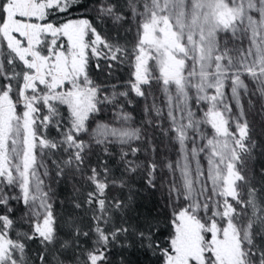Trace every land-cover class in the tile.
I'll list each match as a JSON object with an SVG mask.
<instances>
[{"label":"snow or ice","instance_id":"obj_1","mask_svg":"<svg viewBox=\"0 0 264 264\" xmlns=\"http://www.w3.org/2000/svg\"><path fill=\"white\" fill-rule=\"evenodd\" d=\"M135 254L264 264V0H0V264Z\"/></svg>","mask_w":264,"mask_h":264},{"label":"trees","instance_id":"obj_2","mask_svg":"<svg viewBox=\"0 0 264 264\" xmlns=\"http://www.w3.org/2000/svg\"><path fill=\"white\" fill-rule=\"evenodd\" d=\"M91 18L90 12H85L83 9H80L79 11H72L70 14H66L65 18H82V17ZM93 73L100 78H104L103 76H100L99 73H96V70L93 68ZM129 69L127 67L122 68L120 73L118 74V77L120 81H126L128 79ZM174 155V154H173ZM133 260H136L138 264H151L152 258L144 255V254H135L132 256Z\"/></svg>","mask_w":264,"mask_h":264}]
</instances>
